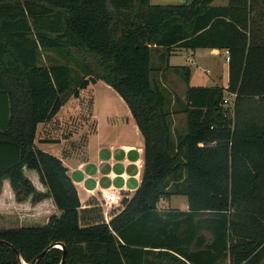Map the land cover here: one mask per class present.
I'll return each instance as SVG.
<instances>
[{
	"label": "trees",
	"instance_id": "obj_1",
	"mask_svg": "<svg viewBox=\"0 0 264 264\" xmlns=\"http://www.w3.org/2000/svg\"><path fill=\"white\" fill-rule=\"evenodd\" d=\"M214 2L0 0V180L17 201L49 197L62 212L45 226L0 229V264H61L64 253L63 264H262L264 114L250 104L264 102V0ZM175 48L228 51L227 88L189 86L190 68L169 66ZM160 49L159 69L187 84V132L176 138L178 111L152 79ZM48 53L60 62L40 66ZM98 81L122 97L144 139L141 186L109 223L101 206L82 209L68 167L36 145L39 125ZM225 91L236 95L233 118ZM172 196H185L188 211L160 210Z\"/></svg>",
	"mask_w": 264,
	"mask_h": 264
},
{
	"label": "crops",
	"instance_id": "obj_2",
	"mask_svg": "<svg viewBox=\"0 0 264 264\" xmlns=\"http://www.w3.org/2000/svg\"><path fill=\"white\" fill-rule=\"evenodd\" d=\"M179 50L181 49L175 48L172 51L169 66L178 67L171 64V60ZM204 50L209 51L210 55H217L221 51ZM162 51L164 50L154 51L159 64L157 65L156 77L153 80L160 82L168 89L171 85H169L170 82L165 81L164 76L170 73L177 75L179 79L181 73L172 68L165 69L164 65L162 69H159ZM223 52L225 53V51ZM228 79L229 70L226 84L219 85L215 81L213 86L219 85L227 88ZM98 85L104 86L107 90L115 91L102 81L90 85L85 90L94 91V87ZM170 93L172 98L171 109L178 111L172 116L173 132L176 138L183 136L187 131V115L182 111L186 105V96L182 98L172 90ZM83 99L81 92L80 97L75 100L70 99L52 121L39 125L36 145L44 152L60 158L64 165L68 167V175L76 186L82 209H89L92 206H101L102 193L106 190L116 189L123 196L130 197L141 186L144 171V139L128 105L116 91L110 98L97 101L93 98L97 110L93 115L95 127L93 133L87 136L85 159L79 161L75 155L72 156L71 152H67L63 148L67 138L63 140L62 138L56 139L50 136L49 124L55 120H62L63 117L67 116V107L69 105L75 106L76 103L81 104ZM111 99L115 102V109L114 107L111 108ZM122 134L129 136L130 139L127 141L121 140ZM71 137L68 136V141L73 139ZM50 140L53 142H50ZM23 174L32 182L39 193H47V187L41 183L37 171L23 167ZM174 197L164 200L163 206L159 209L188 211L187 198L182 196L186 198V202L184 207L180 208L173 205L172 200ZM52 215L60 217L62 212L56 208L51 198L45 197L34 203L32 197H29L27 200L19 202L16 200L10 179L0 180V229L45 226Z\"/></svg>",
	"mask_w": 264,
	"mask_h": 264
},
{
	"label": "rangeland",
	"instance_id": "obj_3",
	"mask_svg": "<svg viewBox=\"0 0 264 264\" xmlns=\"http://www.w3.org/2000/svg\"><path fill=\"white\" fill-rule=\"evenodd\" d=\"M185 0H151L153 5H167V4H181ZM228 0H215L214 5H226ZM152 68L157 69L159 61L157 55L153 51L152 53ZM226 54L221 50L217 55H210L209 51L204 49L194 50L190 49H181L177 52L174 58L171 60V64L175 66H186L191 70V78L189 86L192 87H211L214 85V82H218L219 85H225L227 80L228 73V63L225 60ZM60 62L52 53L44 54V57L41 58L39 65L40 66H49L55 62ZM88 61H92L89 58ZM94 66V65H93ZM156 71L152 73V79L156 77ZM165 81L170 82L168 89V94L171 96L170 91L172 90L177 95L184 98L186 96L187 84L183 74L181 73L179 79L177 75L166 74ZM82 97L84 98L80 103L76 105H69L66 109L67 116L63 117L62 120H55L49 124V132L52 138L65 140V148L67 152H71L75 155L76 159L83 160L85 159V148L87 144V136L93 133L95 127V119L93 118L94 113H96V103L93 101L102 100L105 98H110L113 96L115 91L107 90L104 86L98 85L94 87V91L82 90ZM81 94V93H80ZM224 97L232 98L230 93L224 92ZM75 100V98H72ZM81 100V99H79ZM115 102L111 99V108H113ZM251 109L261 110L264 114V102L254 100L250 104ZM115 109V107H114ZM232 110V107H231ZM188 127V125H187ZM187 132V131H186ZM68 136H72V140L68 141ZM121 140L130 139L129 136L122 134L120 137ZM133 195L129 197V200ZM164 200H161L159 207L161 208ZM186 198L182 196H175L172 200L173 205L176 207L183 208ZM123 206L118 208V212L122 211ZM113 218V215L111 219ZM110 219V220H111ZM264 264V261L262 262Z\"/></svg>",
	"mask_w": 264,
	"mask_h": 264
},
{
	"label": "built area",
	"instance_id": "obj_4",
	"mask_svg": "<svg viewBox=\"0 0 264 264\" xmlns=\"http://www.w3.org/2000/svg\"><path fill=\"white\" fill-rule=\"evenodd\" d=\"M225 54H226V58L225 60L227 61V63L230 61V58H229V52L228 51H225ZM231 97L232 98H229V97H224L223 99V105L224 107L228 108L229 110V114L228 116H230L231 118L234 117V99H235V94L233 93H230ZM231 107H232V110H231ZM201 147L204 146V144H200ZM124 197H127V196H123L121 194V192H119L118 190L116 189H109V190H106L102 193V204H101V207L103 209V212H104V217H105V220L107 223H109L111 217H112V211L114 209H118L119 207H121L122 205V200L124 199ZM129 198V197H127ZM59 246V245H58ZM61 247V246H59Z\"/></svg>",
	"mask_w": 264,
	"mask_h": 264
},
{
	"label": "water",
	"instance_id": "obj_5",
	"mask_svg": "<svg viewBox=\"0 0 264 264\" xmlns=\"http://www.w3.org/2000/svg\"><path fill=\"white\" fill-rule=\"evenodd\" d=\"M184 2H185V1H184ZM4 243H5L6 245L11 246L9 243H6V242H4ZM60 246H61V245H60ZM11 247H12V246H11ZM53 247H55V244L50 245L49 248H47V249L45 250V252H47L48 250H50V249L53 248ZM61 248H62L63 250L65 249L63 246H62ZM18 257H19L20 262L23 263L21 257H20V256H18ZM39 258H40V256H38V257L33 261V264H35L36 261H37ZM64 261H65V253H64V255H63V258H62L61 264H63ZM23 264H25V263H23Z\"/></svg>",
	"mask_w": 264,
	"mask_h": 264
}]
</instances>
